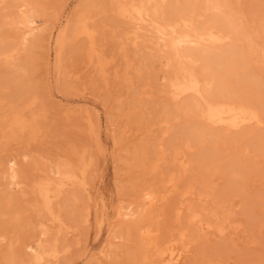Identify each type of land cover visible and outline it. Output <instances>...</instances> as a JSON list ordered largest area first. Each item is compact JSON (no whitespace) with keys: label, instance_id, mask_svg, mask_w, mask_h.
Here are the masks:
<instances>
[{"label":"rangeland","instance_id":"rangeland-1","mask_svg":"<svg viewBox=\"0 0 264 264\" xmlns=\"http://www.w3.org/2000/svg\"><path fill=\"white\" fill-rule=\"evenodd\" d=\"M23 3L47 31L34 53L20 39L24 27L13 25L30 9L18 8ZM233 3L227 16L239 28L232 48L243 68L214 90L249 96L264 116V0ZM84 10L97 31L93 61L90 42L73 35L72 21ZM127 22L117 17L115 0H0V45L17 50L0 60V121L33 100L25 115L35 131L8 139L0 122V260L30 259L31 247L46 242L61 255L45 264H163L157 245L184 234L182 264H264V125L215 144L205 127L206 136L190 141L199 119L179 113L180 101L170 97L172 55L156 47L150 29ZM64 30L60 72L54 40ZM66 163L87 166L89 185L76 201H54L61 223L43 212L32 185ZM172 174L178 191L163 184ZM188 188L194 195L181 197ZM193 214L200 218L190 223ZM202 221L222 224L226 234L200 231Z\"/></svg>","mask_w":264,"mask_h":264},{"label":"bare ground","instance_id":"bare-ground-1","mask_svg":"<svg viewBox=\"0 0 264 264\" xmlns=\"http://www.w3.org/2000/svg\"><path fill=\"white\" fill-rule=\"evenodd\" d=\"M1 1L5 2V0ZM174 1L115 0V13L117 14V17L121 19V21H128L130 24L132 23L136 25V27H138L140 30L145 29L146 32V29H150V32L155 35V39L159 40L155 43L156 47H158L161 51L165 49L166 53L172 55V58H170V60H168L169 62H167V65L173 68V74L166 83L168 84L167 87L170 97L173 98L172 100H175V102L180 101L179 104H177L179 113L183 112L188 114L193 112L195 113L194 115H196L199 119L197 120L198 125L200 126H198L196 129L194 128L195 130L192 131L191 136L189 135V140H196L197 138L195 137L198 136L199 139H202L206 133L204 134V131L201 132V130L202 128L205 130V127L211 128L212 131H209L211 135L213 134L211 141L213 142L214 139V144L219 140V137L222 139L224 138V135H228V133L231 131V133H233V131H238L240 133L238 134L236 132L238 136H248L249 133L243 131L244 129L249 132L251 126H255V128L263 127L264 116L262 114L261 108L258 107L249 96L243 97L241 95H217L214 90V88H216L218 85H225L226 83L230 84V79L233 76L241 73L243 68V65L240 64L238 59H236V50L232 48L235 41H237L239 28L236 23H234L233 19L227 16L228 11L234 7V0H184L181 5L173 4ZM17 6L20 9L26 10L30 8L26 15H21V17H23L20 19V21L15 22L13 25L15 26L20 24L24 27L22 32L23 34L21 35L20 39L27 47L26 49H28V51H33L34 53V50H36L38 46L41 45L42 38L46 35L47 31L45 27H43L44 25L40 26L38 24L37 19L33 15L36 10H33L30 7V4L23 3ZM242 8H238V10H240L238 11L240 14L244 13H241V10H243ZM169 11L173 12H171L169 15ZM207 13L213 14L214 17L211 20L201 23V18H203ZM89 15L90 14L85 10L82 11L75 20L73 19L74 22L72 21V23H75L74 26H76V28L73 27V25L72 27L75 28L73 30L74 38L84 37L90 42L88 57L90 61H93L96 56L95 40L97 31L90 27L91 18ZM256 30L258 29L254 28V31ZM66 34V30L60 32V34L54 40L55 42L53 41L55 49L54 51L56 53L55 58H58L57 68L60 72V69H62V54H65L63 49H65L64 43L66 42ZM50 40L52 39L50 38ZM137 40H139V37H137L134 42L137 43ZM161 47H163V49ZM8 48L9 47L0 45V60L3 58H11L12 53L17 51L15 49L16 47L14 49ZM168 58L169 56L167 59ZM199 61L202 62L201 70L197 69L196 65ZM99 67L105 73L104 69L106 64L100 61ZM58 70L56 69V71ZM32 101L33 100L28 102L24 108L20 107L19 109L21 110H17L18 108L15 109V106L10 108L12 113L5 115L2 121H0L3 123L1 130L4 137L8 139L12 137V139H14L13 137L16 138L18 133H23L28 129H31L32 132L34 131V126L32 123H30V120H27V116L25 115V111L31 109L32 105L34 104ZM246 127H249V129ZM213 130L218 132L215 131V133ZM92 132L95 134L94 130ZM234 143L235 142H233V144ZM186 146L187 148L189 147L188 142L186 143ZM248 154L249 153L246 155ZM178 156L180 155L178 154L177 150H175L173 161H175ZM159 162L160 161H158L155 165L153 164L154 169L158 168ZM183 169L184 170L182 171L187 172L186 167ZM87 173L88 167L84 166L83 163L77 165H70L69 163H66L61 165V167L55 171L47 170L45 175L43 174L44 176H42L38 181H34L32 190L35 192L40 205H42V210H44L43 212H47V214L54 218L55 221L61 223L64 222L62 221L61 216L57 215L58 213H54V201L61 200L66 195H69L68 198L70 201H76L80 192H87L89 185ZM178 180L179 179H177L175 175L172 174L166 178H163V184L168 189L171 188L178 191ZM191 189L188 188L186 191L182 192V194L180 193L181 197H185L186 195H194ZM166 197L167 194L162 197V201H164ZM87 209L85 211H87ZM231 215L228 216L231 217ZM198 217L200 218L198 214H193L190 218V223H195V221L199 220ZM103 221L104 220L101 219L99 224L101 225ZM231 221L232 220H230V222ZM86 222H89V217H87ZM217 225L212 223H203L202 221L199 224V229L202 232H210L214 229L217 230L219 234H224L226 232V227L222 224L218 226ZM184 240L185 235L181 234L179 238H170V240L165 244L160 246L157 245V259L163 264H182L189 253V248L183 246ZM31 248L32 256L30 259L21 260V258H13L12 256V258L8 257L10 259L0 260V264H45L48 259H60L61 251L57 245H49L45 242L37 248Z\"/></svg>","mask_w":264,"mask_h":264}]
</instances>
